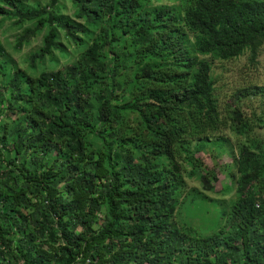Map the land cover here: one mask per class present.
Segmentation results:
<instances>
[{"label": "trees", "instance_id": "16d2710c", "mask_svg": "<svg viewBox=\"0 0 264 264\" xmlns=\"http://www.w3.org/2000/svg\"><path fill=\"white\" fill-rule=\"evenodd\" d=\"M58 1L0 0V17L34 22L20 42L46 29L31 64L57 48L56 28L81 47L37 77L0 62V116H13L0 121V264H264V134L251 137L264 109L230 113L233 132L250 138L226 224L201 236L170 222L182 173L212 189L196 155L226 144L199 57L248 50L254 64L264 0H182V16L153 0H70L83 23L55 15Z\"/></svg>", "mask_w": 264, "mask_h": 264}, {"label": "rangeland", "instance_id": "374dc122", "mask_svg": "<svg viewBox=\"0 0 264 264\" xmlns=\"http://www.w3.org/2000/svg\"><path fill=\"white\" fill-rule=\"evenodd\" d=\"M28 8H41L47 6L50 0H21ZM182 0H153L151 6H170L179 16H182ZM75 7L70 0H59L55 7V15L62 19H70L76 23H83L74 17ZM34 22L17 24L15 19L0 17V62L8 61L10 71H24L30 76L37 77L41 72L57 71L67 64L73 63L81 47L65 37L62 30H57V48L43 60L30 62V55L39 51L46 29L36 33L27 41L20 42V38L29 29H33ZM80 35V34H79ZM250 53L245 50L239 57L228 62L217 60L210 55L200 56L207 61L211 68V77L214 84L215 95L218 97V110L222 122L219 135L226 144L222 148L207 146L196 156L202 162L203 173H207L212 189L206 190L198 176H190V168L182 173V186L178 198V206L170 222L179 229L191 227L198 235L209 236L226 224L227 214L232 204L237 200L239 192L236 187V159L238 147L241 144L249 145L246 135H236L232 130L233 122L229 120L230 113L238 110L243 117L260 116L264 109V101L258 94L264 89V44L260 47L255 63L250 62ZM4 77L0 72V90H3ZM4 95H7L3 91ZM5 103L0 100V113L4 111ZM3 113V112H2ZM1 115V114H0ZM13 118L0 116V121L9 123ZM130 123L134 116L129 117ZM264 129L254 128L251 137L259 138ZM0 131V140H1ZM3 144L0 150L4 154ZM51 159L49 158L48 161ZM6 166L11 167L7 162ZM185 167V164L182 165ZM190 198L193 202H190ZM186 199V200H183ZM57 244L54 245V247ZM105 261V260H104ZM103 263V264H108Z\"/></svg>", "mask_w": 264, "mask_h": 264}, {"label": "built area", "instance_id": "2783aa9c", "mask_svg": "<svg viewBox=\"0 0 264 264\" xmlns=\"http://www.w3.org/2000/svg\"><path fill=\"white\" fill-rule=\"evenodd\" d=\"M81 264H89V260H85L83 263H81Z\"/></svg>", "mask_w": 264, "mask_h": 264}]
</instances>
